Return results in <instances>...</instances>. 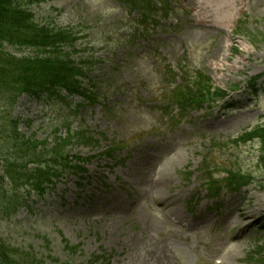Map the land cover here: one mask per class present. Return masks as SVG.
I'll list each match as a JSON object with an SVG mask.
<instances>
[{
    "label": "rangeland",
    "instance_id": "1",
    "mask_svg": "<svg viewBox=\"0 0 264 264\" xmlns=\"http://www.w3.org/2000/svg\"><path fill=\"white\" fill-rule=\"evenodd\" d=\"M39 1L38 16L44 13L59 27L90 29L86 42L106 59L100 71L108 81L102 89L103 94L109 89L106 101L84 106L72 126L108 141L72 152L91 159L85 174L63 176L41 199L32 196L17 215L0 217V264H89L94 258H100L98 264H154L165 247L174 264H262L259 146L234 139L263 123L264 0H170L175 11L163 13L150 27L149 22L145 35L134 30L132 21L139 16L120 0ZM169 64L202 71L229 101L182 115L168 100L169 85L162 83L160 66ZM260 76L261 86L251 94L252 80ZM17 107L15 117L31 122L20 127L26 139H46L58 115L27 97ZM5 124L6 113L0 112V128ZM110 141L126 147L110 156L105 153ZM0 147L5 156L21 155L9 145L7 132ZM203 159L221 186L231 171L252 174V183L236 194L222 187L212 199L201 172ZM34 170L30 166L29 175ZM162 170L165 179L153 188ZM9 200L4 206L11 210L15 204ZM241 205L251 220L239 217ZM167 213L190 229L169 225ZM63 239L81 246L80 252H66ZM132 244L136 250H130ZM259 251L262 259L254 255Z\"/></svg>",
    "mask_w": 264,
    "mask_h": 264
},
{
    "label": "trees",
    "instance_id": "2",
    "mask_svg": "<svg viewBox=\"0 0 264 264\" xmlns=\"http://www.w3.org/2000/svg\"><path fill=\"white\" fill-rule=\"evenodd\" d=\"M121 2L141 12V15L149 16L152 10L164 6L166 0ZM40 3L39 0H0V109H3L0 112L6 113L5 129L0 128V136L7 132L9 145L21 154L8 157L0 147V216L16 214L26 204L29 195H43L64 173L82 171L81 165L86 160L71 156V150L99 144L89 130H74L71 120L76 118L82 104L94 105L106 98L107 93L101 94L100 80H97L102 77L100 66L106 60L104 56L97 58L95 46L87 44L88 33L87 29H82L84 26L78 28V24L71 23L65 27L55 25L44 13L38 16ZM53 11L58 17L63 16L61 12ZM206 83L207 79L198 73L195 81H186L184 87L172 94V99L184 107L201 106ZM23 96L37 99L51 111L59 113L54 137H49L52 143H37L33 137L26 139L19 131L21 119L15 118L14 112ZM75 98L80 103L73 106ZM244 138L261 142V164L264 168V126ZM32 165L37 170L29 175L28 168ZM20 174L25 176V181L18 178ZM238 175L230 178L234 186L240 183ZM19 182L24 183L21 186ZM9 199H13L15 204L11 210L4 206L10 202ZM64 246L71 255L78 251L67 241ZM97 260L99 258L94 261Z\"/></svg>",
    "mask_w": 264,
    "mask_h": 264
},
{
    "label": "bare ground",
    "instance_id": "3",
    "mask_svg": "<svg viewBox=\"0 0 264 264\" xmlns=\"http://www.w3.org/2000/svg\"><path fill=\"white\" fill-rule=\"evenodd\" d=\"M165 172L162 170L159 172V174L157 175L158 176V183L156 184L155 187L153 188H160V184L162 181H164L165 179ZM240 211H239V217L243 220V221H248V220H251V217H250V213L249 212H246L244 209H243V206L241 205L240 206ZM171 212L175 213L176 215H178V212L176 209H172ZM174 215L170 214V213H167L164 218L166 219L167 223L171 226H175V227H178L179 229L180 226L172 221V217ZM177 219V218H176ZM178 220V219H177ZM136 246L134 244H132L130 246V250L133 251V250H136ZM80 251H77L76 254H78ZM156 255L158 256V260L154 263V264H174V255L172 254V252L168 249V248H162L160 249L159 251H157ZM176 259V258H175ZM226 259V258H224ZM146 263V262H145ZM147 264V263H146Z\"/></svg>",
    "mask_w": 264,
    "mask_h": 264
}]
</instances>
